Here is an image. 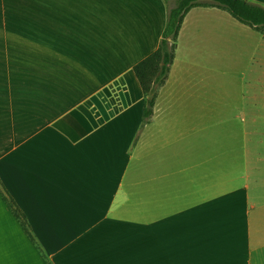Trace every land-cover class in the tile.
Here are the masks:
<instances>
[{
    "label": "crops",
    "instance_id": "0c3cea01",
    "mask_svg": "<svg viewBox=\"0 0 264 264\" xmlns=\"http://www.w3.org/2000/svg\"><path fill=\"white\" fill-rule=\"evenodd\" d=\"M175 3L0 0V187L30 233L0 195V264H264V131L253 152L219 118L226 11L186 13L141 128L133 67Z\"/></svg>",
    "mask_w": 264,
    "mask_h": 264
},
{
    "label": "rangeland",
    "instance_id": "374dc122",
    "mask_svg": "<svg viewBox=\"0 0 264 264\" xmlns=\"http://www.w3.org/2000/svg\"><path fill=\"white\" fill-rule=\"evenodd\" d=\"M223 13L226 21L221 23L229 26L230 36L228 45L221 40L215 49L220 60L214 65L218 70L219 118L250 123L252 150L263 153L264 39L257 31Z\"/></svg>",
    "mask_w": 264,
    "mask_h": 264
},
{
    "label": "trees",
    "instance_id": "16d2710c",
    "mask_svg": "<svg viewBox=\"0 0 264 264\" xmlns=\"http://www.w3.org/2000/svg\"><path fill=\"white\" fill-rule=\"evenodd\" d=\"M199 6L222 9L238 22L261 33L264 38V6L256 2L250 0H176L174 7L167 14L157 49L133 67L144 94L141 128L152 116L157 92L167 79L183 19L191 8ZM0 195L23 229L29 233L24 214L1 187Z\"/></svg>",
    "mask_w": 264,
    "mask_h": 264
}]
</instances>
